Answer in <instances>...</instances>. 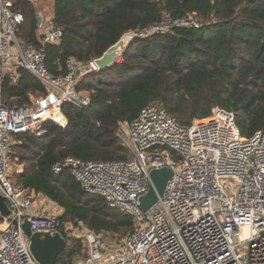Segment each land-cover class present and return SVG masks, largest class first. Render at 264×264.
<instances>
[{"label":"built area","instance_id":"2783aa9c","mask_svg":"<svg viewBox=\"0 0 264 264\" xmlns=\"http://www.w3.org/2000/svg\"><path fill=\"white\" fill-rule=\"evenodd\" d=\"M39 16L44 44L62 42L64 31L53 16ZM24 20L13 0H0V192L12 211L8 217L0 212V264H40L22 229L25 220L32 232L60 233L67 246L70 240L82 241L74 264H264V130L243 135L233 111L220 109L183 125L153 99L134 120L119 123L117 135L129 159L66 156L54 163V173L70 170L88 193L130 214L133 227L123 237L106 239L83 219L61 222V207L51 209L49 198L8 177L13 136L28 131L44 136L48 121L66 126L64 103L91 105V96L77 84L99 71L94 59L68 58L66 71L54 74L45 47L19 40L17 28ZM175 26L200 28L202 20L195 14L176 20L166 14L135 31L145 38ZM12 68L31 72L46 91L31 104H4L3 79ZM165 167L173 171L165 192L144 210L140 199L152 185L150 172ZM24 170V164L17 165V173Z\"/></svg>","mask_w":264,"mask_h":264},{"label":"trees","instance_id":"16d2710c","mask_svg":"<svg viewBox=\"0 0 264 264\" xmlns=\"http://www.w3.org/2000/svg\"><path fill=\"white\" fill-rule=\"evenodd\" d=\"M13 1L25 16L17 28L19 40L45 47L54 74L66 71L68 58L87 63L125 32L160 22L166 14L175 20L195 14L202 20L200 28L175 26L135 39L113 67L86 74L77 89L91 96V105L64 103L66 126L48 121L44 136L33 131L13 136L10 159L25 165L17 180L57 203L61 222L83 219L106 239L132 229L130 214L88 193L70 170L56 174L52 166L66 156L129 159L117 135L119 123L134 120L153 99L183 125L211 116L218 106L235 113L243 135L264 130V0H52L53 22L64 31L59 44H44L38 33V1ZM33 89L46 91L28 70L8 71L3 103L31 104ZM82 249V241L70 240L55 264H74Z\"/></svg>","mask_w":264,"mask_h":264},{"label":"water","instance_id":"95a60500","mask_svg":"<svg viewBox=\"0 0 264 264\" xmlns=\"http://www.w3.org/2000/svg\"><path fill=\"white\" fill-rule=\"evenodd\" d=\"M41 16H38V21ZM139 34L135 30L125 32L120 39L110 46L100 57L94 59L96 67L100 70L113 67L120 61L131 43L138 39ZM216 106L214 112H219ZM172 169L165 167L154 169L150 172L152 185L149 191L141 197V206L149 210L163 196L168 180L172 176ZM0 212L4 217L11 214V209L4 194L0 192ZM25 236L29 240L30 249L40 264H55L59 254L67 247V240L60 233L50 235L48 233L32 232L27 220L22 224Z\"/></svg>","mask_w":264,"mask_h":264},{"label":"rangeland","instance_id":"374dc122","mask_svg":"<svg viewBox=\"0 0 264 264\" xmlns=\"http://www.w3.org/2000/svg\"><path fill=\"white\" fill-rule=\"evenodd\" d=\"M51 2L52 0H38V3H39V8H40V12L43 16H48L49 14L51 15ZM35 97V96H34ZM38 97V96H36ZM35 97V98H36ZM19 163L15 160V159H11V167L9 169V172H8V177L14 181V182H19L17 180V176L19 175L16 171V167ZM49 207H51V209H55L56 207H60L59 205H57V203L51 201V200H48V202H46ZM59 209V208H58ZM61 210H63L61 208ZM63 212V211H62ZM62 214V213H61ZM89 227V226H88Z\"/></svg>","mask_w":264,"mask_h":264},{"label":"crops","instance_id":"0c3cea01","mask_svg":"<svg viewBox=\"0 0 264 264\" xmlns=\"http://www.w3.org/2000/svg\"><path fill=\"white\" fill-rule=\"evenodd\" d=\"M36 1H38V0H36ZM48 16H52V14L51 15L49 14ZM10 71L15 72V74H17V71H15V68L10 69ZM29 94H30V96L32 97L33 100L42 96V94L40 92H38L37 90H34V89L30 90ZM34 96L35 97L38 96V97L35 98Z\"/></svg>","mask_w":264,"mask_h":264}]
</instances>
